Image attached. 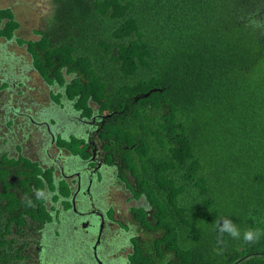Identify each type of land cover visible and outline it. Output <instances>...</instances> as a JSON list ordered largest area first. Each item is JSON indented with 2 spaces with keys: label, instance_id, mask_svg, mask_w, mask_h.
I'll return each instance as SVG.
<instances>
[{
  "label": "trees",
  "instance_id": "1",
  "mask_svg": "<svg viewBox=\"0 0 264 264\" xmlns=\"http://www.w3.org/2000/svg\"><path fill=\"white\" fill-rule=\"evenodd\" d=\"M53 1L52 24L29 50L43 78L63 88L57 103L72 102L83 122L108 114L98 125L107 163L136 178L127 187L152 218L134 212L160 235L146 241L170 256L156 261L147 243H136V262L264 264V236L245 244L225 234L224 252L215 251L221 217L242 234L264 230V0ZM3 19L0 34L10 39L19 22L7 8ZM69 143L89 156L84 140ZM24 163L32 164L0 156V264H38L12 229L20 233L26 215L40 224L56 216L39 205L52 191L53 167L31 168L26 186L7 180ZM36 179L45 185L31 205ZM58 189L60 198L71 194L65 183Z\"/></svg>",
  "mask_w": 264,
  "mask_h": 264
},
{
  "label": "flooded vegetation",
  "instance_id": "2",
  "mask_svg": "<svg viewBox=\"0 0 264 264\" xmlns=\"http://www.w3.org/2000/svg\"><path fill=\"white\" fill-rule=\"evenodd\" d=\"M100 123L104 122H102V120H97L95 127L91 130L90 134H88L87 141H85V143H87L86 146L89 156L87 158H82L81 156L77 157V159L83 161L82 163H79L76 159L73 160L74 156L71 157L67 155L66 159L68 161V158L70 157L69 162L70 164H74V170L71 169L72 171L69 173L67 171H58L57 169L62 176L64 175L63 179L66 182L64 183L69 189V183H75L73 194H76L75 203L77 210L66 207L65 202L69 201V204L71 205L73 200L71 196H63L64 200L61 202L62 209L59 211V215L53 217L52 221L40 224L30 216L26 215L24 225L20 226V233H18L17 229L13 227L12 235H18L19 238H27L31 235L34 237L32 240L38 239L40 243L44 242V238H48L47 243L50 244V242H54V247L58 248L63 246L65 248L60 259L64 261L69 259L70 262L68 264H91V262H93L92 264H138L134 258L132 261H128L123 256H118L117 254L119 250H116L118 246L115 245L114 240L117 237L123 238V233L127 232L123 231L118 223L122 225L123 221L127 223L129 220H134L132 225L136 227V229L133 232V235L137 244H140L144 239H148L149 236H155L158 239L160 237V235H158L159 231L156 230L150 232L145 229L143 223L137 219L134 212L135 208H144L145 211L148 212V218H152V210L151 208L150 210L148 209V204L142 201V198L131 199V193L130 198H127V202L133 200L134 203H131L129 207L132 212L127 213L123 208L117 206V202L113 200L112 195L108 193L111 186H117L120 188L123 186L127 191V189H129L127 185H135L136 178L132 176L130 172L124 171L123 168L117 164V161L116 164L107 163V153H105L106 150L103 145L105 139L102 140L98 130V125H100ZM69 168H71V166H69ZM14 173L15 172L12 171L8 175L7 180L18 184V176ZM75 174L77 175L76 179L74 178V176H76ZM118 174L123 177V179L125 178L123 182L118 180ZM74 180L76 181L74 182ZM79 181L81 182L79 183ZM95 205L103 206L104 211L97 210ZM81 211L83 212L80 216ZM73 223H77L78 226ZM52 226H56L60 229L65 236L63 237L62 234H59L60 236L57 234L56 237H53V234L50 231ZM76 232L81 236L82 244H84V251L82 253L80 252L77 256H72L69 252L71 245L67 242H69L68 240H70L72 235H76ZM40 243L38 244L34 241L37 259L33 260V255L29 259L38 264H43L44 255L42 257L41 253L47 245ZM89 245L93 246V250ZM30 247L29 244V250L32 249ZM58 249L60 250L62 248ZM163 250L167 252L164 246ZM88 258L90 260H87Z\"/></svg>",
  "mask_w": 264,
  "mask_h": 264
},
{
  "label": "crops",
  "instance_id": "3",
  "mask_svg": "<svg viewBox=\"0 0 264 264\" xmlns=\"http://www.w3.org/2000/svg\"><path fill=\"white\" fill-rule=\"evenodd\" d=\"M0 9L3 8L0 6ZM6 21L7 19L1 21L0 33ZM20 29L21 25L19 22V27L14 31L10 39L0 34V156L6 155L11 159L22 157L28 161L39 162L42 169L53 167L58 188L62 182H65L63 179L64 175L62 176L58 172L62 171L59 165L66 164V156H72L73 154L69 150L68 144L64 145V143L69 142L73 137L80 138L85 142L92 128L86 121H81L80 114L75 110L72 102L65 99H62L60 103L55 101L54 96L63 88L58 85L57 81L47 82L43 78L35 67V57L29 52V46L26 47L24 52L18 51L21 48L19 47L20 40L28 41L31 39L21 38L19 35ZM43 30V27L38 29L35 27L33 29L36 34L35 40L42 38L41 32ZM30 69L34 70L35 75H30ZM69 78L68 76L67 79ZM34 81H38L37 95H34ZM29 97V101L33 102L34 106H37L40 110L39 120L30 118V115L27 118L24 114L19 113V110L23 109V104L20 101ZM49 108L54 111L59 110L60 113H65L68 117L71 114L72 117L70 119L74 123L67 125V118L63 122L60 121L59 124V121L52 117H44ZM78 127L82 130L81 133L76 130ZM74 178L76 179L77 175ZM19 182L20 179H18V184ZM69 184L70 193H73L75 183L72 184L70 182ZM57 192L58 189L56 192H52L46 188L42 193L46 200L51 197L49 208L56 216L58 211L62 209L61 204L55 203L57 205L56 209L52 204V196H55Z\"/></svg>",
  "mask_w": 264,
  "mask_h": 264
},
{
  "label": "rangeland",
  "instance_id": "4",
  "mask_svg": "<svg viewBox=\"0 0 264 264\" xmlns=\"http://www.w3.org/2000/svg\"><path fill=\"white\" fill-rule=\"evenodd\" d=\"M53 5H54V1L53 0H0L1 8H7V9H11V10L13 9L12 11L15 12V15H16L15 18H16L17 21L20 22V25H21V29L19 30L20 37L21 38L22 37L23 38L24 37L25 38H31V39H29L27 41V43L20 40L19 41L20 42L19 43L20 44L19 47H21V48L18 51L24 52L26 50V47L28 46V42H36V41H38V40L34 39V37H36V34L33 32V29L35 27H36V29H38L40 27H43L44 29H46V27L48 28L52 24V17H53L52 16V12L54 13ZM29 52L31 53L30 50H29ZM33 59H34V57H33ZM30 75L31 76L35 75L34 70L30 69ZM34 85H35L34 95H37L38 81H34ZM31 97H34V96H31ZM24 99H23V101H20V103L23 104V107H22L23 109H20L19 113L20 114H24L25 116H27V118H29L31 116L30 118L39 120V118H38L39 112H40L39 108L37 106H34L33 102L29 101L30 97L28 99H25V100ZM28 115H30V116H28ZM42 115L44 116L43 113H42ZM25 116H23V117H25ZM44 117H46V118L47 117H52V118L58 120L59 124H60V121L63 122L67 118H68L67 125H72L74 123L70 119V117H72L71 114H69V117H68L67 115H65V113L62 114V113H60L59 110L54 111V110H51V108L48 109V111L45 113ZM80 127H78L76 130L81 133L82 130L79 129ZM46 130H49V129H46ZM74 134H75V132H74ZM35 139H38V138H35ZM66 144H70V143L69 142L64 143V145H66ZM76 145L80 146L81 144L80 143H75V147H76ZM69 150H71V149H69ZM22 159H24V158H22ZM74 159H76L79 163L83 162L81 159H77L76 157L75 158L73 157V160ZM31 163L32 164H25V163L23 165L21 164L18 167H21L22 169L16 170V169H18V167H17L16 169H14V172H15L14 174L16 176H20V177L33 175V171L31 170V168H33L36 165L41 167V165L39 164V162L35 163V162L31 161ZM41 169L42 168H39L37 170V172H41ZM55 178H56V176H54V173H53V178H52V181H51L52 192H56V190L58 189ZM118 180L123 182V180H125V178L123 179V177H121L118 174ZM36 181H37V184H36L37 186H33L32 184H28L31 187V189L33 190V194L31 195V193L28 191L27 194H30V195H28L27 197L26 196L23 197V198H25V197L29 198L27 201L29 203H31V205L35 201L34 198H37L36 196H39V195L36 194V193H38V190H36L35 187L38 188V189H44V185H45V183H43L42 180H40V182H39L36 179ZM20 182H21L20 186H24V185L26 186V184H27V181H25V180H20ZM63 183L64 182H62V184ZM130 187H131V185H130ZM131 192L133 194H135V190L134 191H132V190L130 191V188H129L126 191L125 187H123V186H122V188L117 187V186H111L109 188V190H108V193H110L112 195V199L117 202V206L119 208H123L124 211L127 212V213L132 212V210L129 209V207H130L131 203H134L133 200L130 201V202H127V198H130ZM39 199H40V204L39 205L42 208L41 209L42 213H45V214L46 213H50V208H49L50 206L49 205H50L51 197H49L47 200H43L42 197H39ZM60 199L61 198L59 197V195L52 196V204H53V207L55 209L57 208V205H55V203L61 204ZM131 199H133V196L131 197ZM141 200L144 201L143 199H141ZM26 204L23 205L24 208L26 207ZM95 206H96L97 210L104 211V207L103 206H101V205H95ZM30 207L28 209H26L24 212H28L29 213L30 210H31ZM71 209H72V206H71ZM148 209L150 210L149 207H148ZM135 212L140 217H144V215H145L144 209L139 211V208H135ZM133 223H134V220L133 221L129 220L127 223L123 221L122 225H120V223H118L119 226H121L122 230L123 231H127V232L123 233V238H118L117 237L114 240L115 245L118 246L116 248V250H119V252H117L118 256H123L128 261H132L133 258L136 257L135 256L136 254H134L135 251H136L134 244H136L137 241H136V239L134 240V235H133V232L135 231L136 227H134L132 225ZM135 223H136V221H135ZM76 226H78V225H76ZM143 227L145 229H147V230L151 229L150 227H146V226H143ZM50 231L52 232L53 237H56L57 234L58 235L59 234L63 235V232L60 229H58L56 226H52ZM64 236L65 235H63V237ZM32 238H34V237L29 235V237L20 239L19 241L21 243L22 241H24V239H26V240H28L30 242L29 243L30 246H31L30 248H32L31 249V253L34 256L33 260H36L37 259L36 254H35L36 248H35V245H34L33 241H35V243H38V244L40 242H39L38 239L32 240ZM146 240L147 239H144L141 242V244L143 245L144 242L147 243ZM43 241L46 242V243L43 242V243H40V244H43V245L46 244L47 245V247H44V249H43V251L41 253L42 257L44 255V261L42 262L43 264H68L70 262L69 259L67 261H64V260L60 259L61 255L63 254V251L65 250V248L63 246L58 247V248H62V249L59 250L58 248L54 247V242H50V244L47 243L48 242V238H44ZM68 241L69 242H67V243H69L71 245L70 246L71 248H70L69 252L72 254V256L73 255L77 256L80 252L82 253L84 251V247H83L84 244H82L83 242L81 241V236H80L79 233L76 232V235L75 236L72 235L70 237V240H68ZM147 244L151 248V250H150V257L151 258H153V256H154V259H156L158 261H163V263H164V261L165 262L168 261V258H170V256L167 258V252H165L163 250V245L162 244L159 247V252L160 251L162 252L161 255L158 254L159 252L157 250V247H155L153 245L154 243L151 244L150 242H148ZM89 246H91V245H89ZM144 246H146V245H144ZM92 247L93 246H91V249H92ZM132 248H133V250H132ZM138 255L141 257L140 254H138ZM41 260H42V258H41ZM87 260H90V259L88 258ZM92 263L93 262H91V264Z\"/></svg>",
  "mask_w": 264,
  "mask_h": 264
},
{
  "label": "clouds",
  "instance_id": "5",
  "mask_svg": "<svg viewBox=\"0 0 264 264\" xmlns=\"http://www.w3.org/2000/svg\"><path fill=\"white\" fill-rule=\"evenodd\" d=\"M252 23H253L254 27L260 26L259 22L253 21ZM89 120L91 121V119L85 120L87 124H89L88 123ZM102 122H104V120H102ZM95 125H96V123H95ZM95 125H94V127H95ZM86 141H87V139H86ZM72 156H74V158L75 157L76 158L79 157L76 154L75 155L72 154ZM20 178L21 177H18L17 179H20ZM71 194H72V192H71ZM71 194H70V196H71ZM63 200H64V198L60 199L61 202ZM71 206H70V209H71ZM215 223H216V227L218 229V236H217V241H216L217 248L215 249L217 255L222 254L224 252V250H225V245H226V240L224 238L225 234H227L228 236H230L232 239H235V240H240L242 238V240H243V242L245 244L258 243L260 238H261V236H264V230H261L259 228H248V229H245L243 231V234H242L240 228L238 227V225L236 223H234L233 220L228 218V217H221V220H218ZM73 224L77 225V223H73Z\"/></svg>",
  "mask_w": 264,
  "mask_h": 264
},
{
  "label": "water",
  "instance_id": "6",
  "mask_svg": "<svg viewBox=\"0 0 264 264\" xmlns=\"http://www.w3.org/2000/svg\"><path fill=\"white\" fill-rule=\"evenodd\" d=\"M153 90H151V91H149V92H147V93H144V96L145 97H147L148 95H149V93H151ZM108 114H106V115H102V114H95V115H93L92 116V118H91V121L89 120L88 121V123H89V125L93 128L94 127V125H95V123L97 122V120L99 119V118H101V120H104V118H105V116H107ZM110 115V114H109ZM69 160H70V157L68 158V161H67V159H66V164H60L59 165V167H60V169H62V171L63 172H65V171H67V172H71L74 168H75V166H74V164L72 163V164H70V162H69ZM88 161V160H87ZM69 166H71V168H69ZM72 169V170H71ZM81 181H79V183H80ZM71 189H72V187H71ZM71 197H72V202H71V205H72V209H74V210H77V208H76V203H75V199H76V194H71ZM79 210V209H78ZM82 212L83 211H81V214H80V216L82 215Z\"/></svg>",
  "mask_w": 264,
  "mask_h": 264
}]
</instances>
